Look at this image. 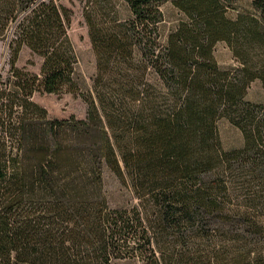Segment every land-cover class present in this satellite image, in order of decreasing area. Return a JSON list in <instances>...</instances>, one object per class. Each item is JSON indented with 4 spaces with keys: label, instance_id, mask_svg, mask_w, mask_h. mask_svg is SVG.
<instances>
[{
    "label": "trees",
    "instance_id": "trees-1",
    "mask_svg": "<svg viewBox=\"0 0 264 264\" xmlns=\"http://www.w3.org/2000/svg\"><path fill=\"white\" fill-rule=\"evenodd\" d=\"M95 55L82 91L61 0H0V264H264V0H86ZM182 16L164 38L161 6ZM237 66L221 69L217 44ZM23 47L38 73L18 68ZM34 93L79 94L50 119ZM243 139L226 150L217 124ZM108 171L131 197L110 207Z\"/></svg>",
    "mask_w": 264,
    "mask_h": 264
},
{
    "label": "rangeland",
    "instance_id": "rangeland-1",
    "mask_svg": "<svg viewBox=\"0 0 264 264\" xmlns=\"http://www.w3.org/2000/svg\"><path fill=\"white\" fill-rule=\"evenodd\" d=\"M116 9L122 16H126V5L124 0H111ZM86 0H61V4L71 10V23L68 28V36L72 42L75 57V73L79 80L82 91L91 87L92 78L95 74V55L88 36V28L84 20V10L86 8ZM250 0H240L227 10L229 18H235L240 12H249L251 8ZM163 21L159 26L161 37L164 38L171 30L174 29L178 21L182 18L181 14L169 3L161 6ZM11 30L7 36L0 39V77L2 80L7 78L8 72V44ZM215 59L221 69H233L237 66L231 51L223 43L216 45L214 50ZM41 59L31 54V52L23 47L19 53L16 63L18 68H24L31 73H38ZM246 100L256 104H264V89L259 81L250 84ZM31 101L43 108L47 112L50 119L63 120L70 117L76 119H84L86 116V104L83 102L79 94L63 93L39 94L34 93ZM219 136L223 147L226 150L238 149L243 145V139L240 131L233 127L225 119L217 124ZM105 191L107 201L110 207L120 208L126 206L132 200L130 195L121 188L116 178L108 171L104 173ZM120 264H139L138 261H124Z\"/></svg>",
    "mask_w": 264,
    "mask_h": 264
}]
</instances>
